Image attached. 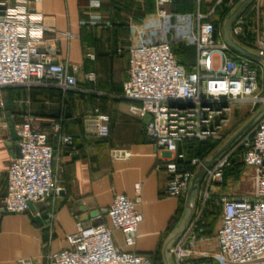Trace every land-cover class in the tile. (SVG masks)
Returning <instances> with one entry per match:
<instances>
[{"label":"built area","instance_id":"1","mask_svg":"<svg viewBox=\"0 0 264 264\" xmlns=\"http://www.w3.org/2000/svg\"><path fill=\"white\" fill-rule=\"evenodd\" d=\"M32 1L35 0H3L0 4L5 7L0 15V91L40 87L62 92L75 90V74L79 68L43 48L44 34L52 31L30 10ZM86 1L95 9L109 2ZM261 1L254 0L256 21ZM171 2L155 0V13L159 18L167 16ZM229 4L233 6L232 0ZM196 22L193 71L186 72L178 64L166 42L137 44L129 49L127 75L122 85L121 97L129 102L127 113L132 119L144 121V134L153 142L156 154H173L172 158H159L154 168L168 176L164 190L166 198H184L194 171L203 162L201 158H187L178 151L179 146L192 141L222 140L233 114V104L249 100L254 107L264 103L263 67L232 52L206 15L197 12ZM88 23L109 24L99 15H92ZM243 25L240 18L232 25L235 39L242 34ZM249 48L264 55V42L258 37L255 45ZM85 58L93 61L95 56L88 52ZM83 79L90 86L98 80L94 72L84 73ZM82 91L95 92L92 89ZM0 107H3L1 93ZM84 126L99 138L106 139L110 135L108 117L97 108L87 113ZM14 129L20 157H14L7 170L0 211L17 215L26 212L34 203L53 199L60 191L53 172L54 145L49 143V138L55 140L59 151L68 149L76 153L77 150L73 136L63 131L61 117L47 130H40L34 118L25 114ZM109 156L112 160H123L129 158L130 153L112 148ZM235 156L244 167L253 170L251 191L242 196L220 197L221 225L214 236L217 250L212 256L192 257L201 238L191 225L171 249L175 264H264V116L205 171L197 191L201 208L213 187L225 185L224 170L231 166ZM179 161L189 168L180 171ZM134 196L135 200H130L114 194L106 212L109 225L85 226L77 220L75 232L65 238L68 247L49 257V264H152L150 258L130 251L142 221L136 208L141 198L140 183L134 185ZM48 219L52 220L51 213ZM113 230L122 234L123 248L115 246L111 236ZM16 264L36 263L31 259H19Z\"/></svg>","mask_w":264,"mask_h":264},{"label":"crops","instance_id":"2","mask_svg":"<svg viewBox=\"0 0 264 264\" xmlns=\"http://www.w3.org/2000/svg\"><path fill=\"white\" fill-rule=\"evenodd\" d=\"M193 1L198 5L201 0ZM106 4L95 9L90 8L86 0H35L30 3V10L38 14L40 22L52 31L44 34L43 48L79 68L75 74L77 89L72 90L68 97L70 107L63 124V131L73 136L77 152L59 151L55 140L49 138V143L54 145L53 172L60 191L53 199L34 203L22 214L0 211V264H16L19 259L49 264V257L68 247L65 238L75 232L77 220L85 226L109 225L106 212L114 194L135 200L136 183L141 184V198L136 208L142 215V221L130 251L150 258L152 264H163V244L181 217L185 197L164 196L168 176L154 168L159 158H172L173 154H156L153 142L144 134V121L132 119L127 113L129 102L121 97V92L127 75L129 49L137 45L134 44L135 31L133 27L129 28L133 21ZM120 5L126 6L124 1ZM243 12L238 18L247 25L253 19L252 28L255 26L254 31L257 32L254 38L262 40L264 0L261 1L257 21L255 13L251 18ZM92 15L101 16L109 24H89ZM184 17L182 15L180 19ZM56 32L67 33L68 36L61 37ZM88 52L94 54L93 61L85 58ZM86 72L97 75L95 85L85 84L83 74ZM85 89L95 92H83ZM0 93L3 101L8 102L6 108L0 107L1 200L6 191L7 170L18 148L16 133L14 139L11 129L15 132V124L25 114H30L40 130H47V126L55 122L57 114H53V110L61 105L64 96L50 87L6 88ZM95 108L108 117L110 135L106 139L99 138L84 126L85 116ZM112 148L126 150L130 157L112 160L109 156ZM222 193V186L213 187L202 208L196 194L188 228L193 225L201 241L192 253L193 258L210 257L217 250L214 236L221 225V213L213 219L203 218V214L211 213L209 202L214 198L220 199L224 195ZM42 213L47 216L40 222L38 214ZM50 213L52 220L48 219ZM111 236L115 246L123 248L122 234L113 230ZM171 257L175 264L172 254Z\"/></svg>","mask_w":264,"mask_h":264},{"label":"rangeland","instance_id":"3","mask_svg":"<svg viewBox=\"0 0 264 264\" xmlns=\"http://www.w3.org/2000/svg\"><path fill=\"white\" fill-rule=\"evenodd\" d=\"M229 1L230 0H201L198 5L195 1L187 2V13L184 14V19H180L182 15H176L174 13L175 8L172 6V4L170 7H168L167 16L165 18H158L155 16V8L154 6L151 7L150 0H126V6H117L115 10L117 12L123 13L125 18H129V21H133V23H130L129 28L133 27L135 31L134 44H152L161 42L173 44L175 49L178 50V53H182V64L184 65L181 66L186 72H191L193 71L195 61V58L194 61L190 60V52L194 48L193 36L197 25L196 11L199 10L200 14L206 15L209 21L215 23L217 31L220 32L224 16L230 11V9L237 3L238 0H232L233 6L229 4ZM246 12L249 14L248 17L252 18L254 16V1L250 6L247 7L243 14ZM179 20H181V22H179ZM252 20L253 19L248 22V25L244 22L242 34L236 36L237 40L249 47H253L256 43V38H254L255 33H252L254 32V29L256 30V28L255 26L252 28ZM262 40L264 42V38ZM191 65L192 68H186L190 67ZM259 85V90L262 95V79L259 82ZM61 105H58L53 110V114H59L61 112ZM260 107L261 104H257L253 107L252 102L249 100L240 101L233 104V114L231 115L232 117L230 123L223 132L222 140L198 141L200 143H209L211 147L210 151L207 155H205L203 160L212 152H214L218 146H220ZM252 174V169L240 165L236 173L226 179L225 185L222 186V194L226 196H242L248 194L252 187ZM208 208L209 211L213 213L215 217H217L221 213L220 199L214 198L209 202Z\"/></svg>","mask_w":264,"mask_h":264},{"label":"water","instance_id":"4","mask_svg":"<svg viewBox=\"0 0 264 264\" xmlns=\"http://www.w3.org/2000/svg\"><path fill=\"white\" fill-rule=\"evenodd\" d=\"M253 0H238L237 3L230 9L225 16L221 25V35L224 42L235 54L249 59L255 63L260 64L264 69V55L256 52L248 46L242 44L236 40L232 33L231 27L235 20L241 15V13L250 5ZM5 9L4 6H0V15ZM8 106V102L3 101V108ZM264 116V103L258 108L242 125H240L218 148L207 156L201 165L195 170L190 180L184 201V207L180 219L176 226L167 236L162 248L163 264H173L171 257L172 245L175 241L181 237L187 230L195 205L196 194L199 188V184L205 174V171L211 168L222 156H224L246 133H248L257 122ZM12 127V123H10ZM12 136L16 139L15 132L11 129ZM16 158L20 157L19 149L16 148ZM47 214L42 213L38 220L41 222L46 218Z\"/></svg>","mask_w":264,"mask_h":264},{"label":"trees","instance_id":"5","mask_svg":"<svg viewBox=\"0 0 264 264\" xmlns=\"http://www.w3.org/2000/svg\"><path fill=\"white\" fill-rule=\"evenodd\" d=\"M123 1H124V3L126 2V0H109V2L106 4V6H109V7L113 8V9H116L117 6L118 7L122 6V5H120V3L123 2ZM150 1H151L150 2L151 3V7L154 6V8H155V0H150ZM192 1L193 0H172V6L175 8V12L174 13L176 15H184L185 13H187V9H186L187 8V2H192ZM225 16H224V18H225ZM210 22H212V21H210ZM212 24L215 26L214 22H212ZM168 44L170 45V47L172 49V52L174 54V57H175L176 61L178 62V64L179 65H184V64H182V53L179 54L178 50L175 49L173 44H170V43H168ZM190 55H191V59L190 60L194 61V58H195V50H194V48L190 52ZM186 68H192V65L190 67H186ZM56 90H58V89H56ZM58 91L60 92V96L63 94L64 97L61 98V104H62L61 107H60L61 108V112L59 114H57L55 121L59 117H61L62 125H63L64 124V120L66 119V116L68 114V108L70 107L69 102H68V97L70 96L71 91H66V92H62L60 90H58ZM48 127H49V125L47 126V129H48ZM210 149H211V147H210L209 143H205V142L204 143H200L198 141H192V142L183 143L181 146H179L178 151L179 152H183L187 158L196 157V158H202L203 159L205 157V155L208 154ZM178 163H179V170L180 171H184V170L189 168L187 164H184V163L181 164L180 161ZM240 165H242V163L238 159V156H235L232 159L231 166L224 170L225 180L227 178L233 176L236 173V171H237V169H238V167ZM209 217H212V219H213V217L215 218V215L211 214V213L208 214L207 212H204L203 218H209Z\"/></svg>","mask_w":264,"mask_h":264}]
</instances>
